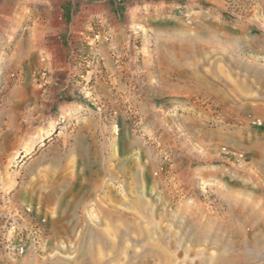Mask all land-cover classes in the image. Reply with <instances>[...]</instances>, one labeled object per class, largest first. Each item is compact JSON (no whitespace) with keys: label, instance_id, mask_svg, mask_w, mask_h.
<instances>
[{"label":"rangeland","instance_id":"374dc122","mask_svg":"<svg viewBox=\"0 0 264 264\" xmlns=\"http://www.w3.org/2000/svg\"><path fill=\"white\" fill-rule=\"evenodd\" d=\"M214 263L264 264V0H0V264Z\"/></svg>","mask_w":264,"mask_h":264},{"label":"bare ground","instance_id":"6f19581e","mask_svg":"<svg viewBox=\"0 0 264 264\" xmlns=\"http://www.w3.org/2000/svg\"><path fill=\"white\" fill-rule=\"evenodd\" d=\"M260 162V161H259ZM150 216V215H149ZM160 249V248H159ZM215 264V263H214ZM220 264V263H219Z\"/></svg>","mask_w":264,"mask_h":264}]
</instances>
